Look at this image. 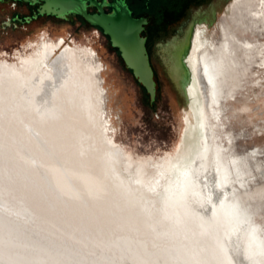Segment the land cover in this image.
<instances>
[{
    "label": "bare ground",
    "instance_id": "bare-ground-1",
    "mask_svg": "<svg viewBox=\"0 0 264 264\" xmlns=\"http://www.w3.org/2000/svg\"><path fill=\"white\" fill-rule=\"evenodd\" d=\"M205 20L165 45L189 109L178 152L160 164L132 165L102 134L79 49L0 65V264H264V225L222 176Z\"/></svg>",
    "mask_w": 264,
    "mask_h": 264
},
{
    "label": "rangeland",
    "instance_id": "rangeland-1",
    "mask_svg": "<svg viewBox=\"0 0 264 264\" xmlns=\"http://www.w3.org/2000/svg\"><path fill=\"white\" fill-rule=\"evenodd\" d=\"M127 3L135 17L150 23L146 46L154 70V97L98 27L76 26L47 16L25 22L32 8L17 0L0 1V65L27 66L45 47L79 49L81 61L94 69L100 109L97 126L102 134L132 165L160 164L178 152L189 109L170 78L165 45L176 42L196 15L206 18L209 27L202 38L214 43H208L209 58L214 57L218 66L213 83L207 86V98L210 112L217 115H212V122L222 176L232 183L245 210L264 225V18L257 21L252 14L260 1ZM189 61L196 67L193 52Z\"/></svg>",
    "mask_w": 264,
    "mask_h": 264
},
{
    "label": "water",
    "instance_id": "water-1",
    "mask_svg": "<svg viewBox=\"0 0 264 264\" xmlns=\"http://www.w3.org/2000/svg\"><path fill=\"white\" fill-rule=\"evenodd\" d=\"M24 1L31 4L40 3L39 13L42 15L60 18L79 15L89 24L100 27L109 37L111 45L119 50L126 67L154 97L156 91L154 70L146 46V36L143 34L147 20L144 17L133 16L124 0H113L110 4L107 0ZM105 6L110 8L105 10ZM92 7L97 11H92L90 9Z\"/></svg>",
    "mask_w": 264,
    "mask_h": 264
},
{
    "label": "flooded vegetation",
    "instance_id": "flooded-vegetation-1",
    "mask_svg": "<svg viewBox=\"0 0 264 264\" xmlns=\"http://www.w3.org/2000/svg\"><path fill=\"white\" fill-rule=\"evenodd\" d=\"M99 2H101L102 0H98ZM113 0H107V2L110 4ZM126 3H127V0H124ZM17 2H20V3H25L28 5V7H31L32 8V15L30 17H27L24 19L25 22H29L28 20H31V19H37V18H40L42 16H47L49 18H54V19H57V20H61V21H64V22H67V23H70V24H73V25H78V26H91V27H98V26H93L91 24H89L83 17L79 16V15H74V16H70V17H66V18H60V17H57V16H54V15H47V14H40L39 13V8H40V3H37V4H31L27 1H24V0H17ZM105 10L109 9L110 7L109 6H105L104 7ZM92 11H97V9L95 7H92L90 8ZM83 18V19H82ZM149 21L147 20V23L145 25V29L143 31V34L146 36V40H147V36L148 35V32L146 33L147 31V28H148V25H149ZM100 33L104 36H107L103 30L98 27Z\"/></svg>",
    "mask_w": 264,
    "mask_h": 264
},
{
    "label": "trees",
    "instance_id": "trees-1",
    "mask_svg": "<svg viewBox=\"0 0 264 264\" xmlns=\"http://www.w3.org/2000/svg\"><path fill=\"white\" fill-rule=\"evenodd\" d=\"M128 7L130 8V5L127 3ZM131 12H132V15L134 16V13L132 11V9L130 8ZM83 19V18H82Z\"/></svg>",
    "mask_w": 264,
    "mask_h": 264
}]
</instances>
